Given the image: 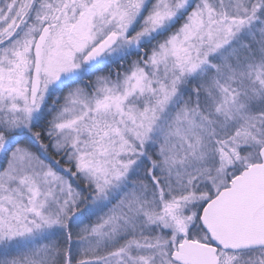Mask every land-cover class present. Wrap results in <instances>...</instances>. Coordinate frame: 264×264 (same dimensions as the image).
Returning a JSON list of instances; mask_svg holds the SVG:
<instances>
[{"label": "snow or ice", "instance_id": "obj_1", "mask_svg": "<svg viewBox=\"0 0 264 264\" xmlns=\"http://www.w3.org/2000/svg\"><path fill=\"white\" fill-rule=\"evenodd\" d=\"M0 264H264V0H0Z\"/></svg>", "mask_w": 264, "mask_h": 264}]
</instances>
